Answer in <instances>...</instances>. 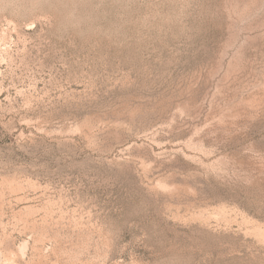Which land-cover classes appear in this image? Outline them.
Wrapping results in <instances>:
<instances>
[{"label": "rangeland", "instance_id": "1", "mask_svg": "<svg viewBox=\"0 0 264 264\" xmlns=\"http://www.w3.org/2000/svg\"><path fill=\"white\" fill-rule=\"evenodd\" d=\"M0 264H264V0H0Z\"/></svg>", "mask_w": 264, "mask_h": 264}]
</instances>
